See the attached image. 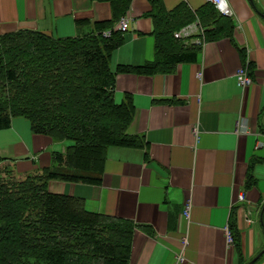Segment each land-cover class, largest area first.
Returning <instances> with one entry per match:
<instances>
[{
  "label": "crops",
  "instance_id": "1",
  "mask_svg": "<svg viewBox=\"0 0 264 264\" xmlns=\"http://www.w3.org/2000/svg\"><path fill=\"white\" fill-rule=\"evenodd\" d=\"M123 2L126 11L112 29L118 31L123 17L128 29L108 66L114 103L132 111L125 132L131 144L107 147L98 183L50 180L47 191L79 200L86 212L131 223L128 264H264V0H225L227 16L214 7L227 18L217 31L207 24L206 0H160L161 12H190L191 21L172 37L199 47L193 60L162 67L152 4ZM114 3L0 0V36L26 30L81 37L111 21ZM201 10L206 27L197 17ZM182 30L186 35L175 38ZM240 69L250 80L246 87L238 85ZM68 145L13 118L0 130V171L38 174ZM186 201L188 220L181 215Z\"/></svg>",
  "mask_w": 264,
  "mask_h": 264
},
{
  "label": "trees",
  "instance_id": "2",
  "mask_svg": "<svg viewBox=\"0 0 264 264\" xmlns=\"http://www.w3.org/2000/svg\"><path fill=\"white\" fill-rule=\"evenodd\" d=\"M149 1L156 64L193 60L199 47H184L172 37L191 21L190 12L180 14V7L164 13L160 0ZM115 2L111 21L81 37L54 39L26 30L0 36V130L24 118L33 134L70 144L38 174H0V264H128L131 223L86 212L79 200L47 191L50 180L98 183L107 147L131 144L125 132L132 111L114 103L108 66L111 51L122 43V32L112 28L127 7ZM205 8L211 11L207 24L223 28L220 20L227 18L211 4Z\"/></svg>",
  "mask_w": 264,
  "mask_h": 264
},
{
  "label": "built area",
  "instance_id": "3",
  "mask_svg": "<svg viewBox=\"0 0 264 264\" xmlns=\"http://www.w3.org/2000/svg\"><path fill=\"white\" fill-rule=\"evenodd\" d=\"M206 1L212 4L221 14L226 15V16L231 14L225 0H206ZM128 22L129 21L125 17L121 18L120 22L118 23V31L125 32L128 29ZM185 35H186L185 30H182L178 33H175L174 37L179 39V38H183ZM104 36L107 37L106 34ZM236 77H237L239 86L246 87L250 84V80L246 77L244 69L238 70ZM258 146H260V144H258ZM190 207H191L190 202L186 201L183 204L182 210H181V215L187 220L189 218ZM225 232H226L227 243L233 244V238L230 232L227 229ZM182 243H183V246L186 245L185 238L183 239Z\"/></svg>",
  "mask_w": 264,
  "mask_h": 264
},
{
  "label": "rangeland",
  "instance_id": "4",
  "mask_svg": "<svg viewBox=\"0 0 264 264\" xmlns=\"http://www.w3.org/2000/svg\"><path fill=\"white\" fill-rule=\"evenodd\" d=\"M0 174L7 178V177H10V176L14 175L15 173H13L12 171H10L9 169L8 170L2 169L0 171Z\"/></svg>",
  "mask_w": 264,
  "mask_h": 264
}]
</instances>
